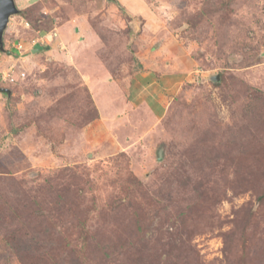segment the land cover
I'll return each instance as SVG.
<instances>
[{"label": "rangeland", "instance_id": "rangeland-1", "mask_svg": "<svg viewBox=\"0 0 264 264\" xmlns=\"http://www.w3.org/2000/svg\"><path fill=\"white\" fill-rule=\"evenodd\" d=\"M15 2L0 49V210L37 234L21 255L264 264V0ZM166 45L167 60L154 53ZM167 61L169 89L144 87ZM130 84L145 109H127Z\"/></svg>", "mask_w": 264, "mask_h": 264}, {"label": "trees", "instance_id": "trees-1", "mask_svg": "<svg viewBox=\"0 0 264 264\" xmlns=\"http://www.w3.org/2000/svg\"><path fill=\"white\" fill-rule=\"evenodd\" d=\"M224 78V75H221L222 82ZM2 210L3 209L0 210V264H6V253H11L21 264H39V258L34 260L30 255V258L21 255L27 250L36 249L38 247L39 240L36 239V232H34V230L31 232L21 231L20 226H22V219L14 212L11 216L8 215V209H6V213ZM53 218H55V220L58 219L56 217ZM5 224L9 226L10 230L1 234V230L6 229L4 226ZM14 224H16V226Z\"/></svg>", "mask_w": 264, "mask_h": 264}, {"label": "crops", "instance_id": "crops-1", "mask_svg": "<svg viewBox=\"0 0 264 264\" xmlns=\"http://www.w3.org/2000/svg\"><path fill=\"white\" fill-rule=\"evenodd\" d=\"M120 2V1H119ZM121 4V3H120ZM134 12V11H133ZM149 20V19H148ZM150 21V20H149ZM76 31H78V29H76ZM39 50V51H38ZM168 50H169V47H168V45H166V46H161V47H158V48H156V52H154V53H157V54H159V55H161V57H163V58H166V60H167V58H168V56H171V54H169L168 53ZM41 50L40 49H34L33 50V53H31L29 56H33V54H35L36 52H40ZM153 53V52H152ZM169 54V55H168ZM175 55H176V53H174ZM153 55V54H152ZM159 55L157 56V58H159ZM151 56V55H150ZM149 59V55L145 58V60H148ZM165 66H166V68L165 67H163L162 68V72H163V75L162 76H164L163 77V79H159L158 78V80H160L159 82H158V84H153L152 82H150L151 80V77L152 76H154V74H155V76H156V74H159L160 73V71H158L159 73H154L153 75H152V73H148V77H147V79H149L148 81L146 80V82H144L145 84V86L144 87H151V90H155V89H159V90H162V92H166L165 90H168L169 89V87H170V81H171V77L172 76H170V75H175V76H177V74H176V70L178 69V66H176V65H174V64H172V63H169V61H167L166 62V64H165ZM177 68V69H176ZM182 70H180V71H178L177 73L178 74H180L179 72H181ZM166 75V76H165ZM148 82H150L151 84H148ZM128 88H130L129 90L130 91H132L135 95L133 96V95H131V98H132V96H133V100L134 101H132L131 100V104L129 103V102H127L126 104L127 105H129V107H127V109H129V108H135V107H138V108H142V109H145L144 107H142V106H137V104H140V103H138V102H136L135 100H137V99H135L136 98V96H137V98L138 97H140L141 95H142V92L141 91H137V92H134V90L133 89H138V87H136L135 85H133V86H131V84H130V86L128 87ZM133 93H131V94H133ZM163 95H165L164 93L160 96L161 98L157 101L158 102V104H159V106L156 108V106H157V103L156 102H154V101H151V100H149V102H150V107H148L149 105H147L146 107L150 110L151 109V111L150 112H153L155 109L153 108V107H155L156 108V113H158L160 110H161V108L163 109L164 107H165V103L163 102V97H165V99H167L166 98V96H163ZM154 99H157V97H155ZM161 102H162V105H161ZM146 103H148V102H146ZM160 107V108H159ZM154 109V110H153ZM102 110V109H101ZM124 111V110H123ZM154 111V112H155ZM103 114V115H102ZM102 114L100 113V115L103 117H105L106 115L102 112Z\"/></svg>", "mask_w": 264, "mask_h": 264}, {"label": "water", "instance_id": "water-1", "mask_svg": "<svg viewBox=\"0 0 264 264\" xmlns=\"http://www.w3.org/2000/svg\"><path fill=\"white\" fill-rule=\"evenodd\" d=\"M19 9L15 0H0V49L4 51L3 35L12 16L17 15ZM218 78V77H217Z\"/></svg>", "mask_w": 264, "mask_h": 264}, {"label": "built area", "instance_id": "built-area-1", "mask_svg": "<svg viewBox=\"0 0 264 264\" xmlns=\"http://www.w3.org/2000/svg\"><path fill=\"white\" fill-rule=\"evenodd\" d=\"M26 26H29V23H27ZM53 35L54 36H57V33H53ZM38 40H41L40 42H43L44 41L43 38H41V39L40 38H37L36 40L33 41L34 43L32 45L34 47L40 45V42ZM15 51L17 52V54H28V51L31 52V49L27 48L24 44L19 43L18 45L15 46Z\"/></svg>", "mask_w": 264, "mask_h": 264}]
</instances>
